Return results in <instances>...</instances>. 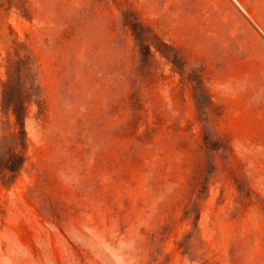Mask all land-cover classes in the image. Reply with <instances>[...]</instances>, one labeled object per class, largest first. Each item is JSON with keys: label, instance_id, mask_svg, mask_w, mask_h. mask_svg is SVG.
Wrapping results in <instances>:
<instances>
[{"label": "rangeland", "instance_id": "rangeland-1", "mask_svg": "<svg viewBox=\"0 0 264 264\" xmlns=\"http://www.w3.org/2000/svg\"><path fill=\"white\" fill-rule=\"evenodd\" d=\"M0 264H264V0H0Z\"/></svg>", "mask_w": 264, "mask_h": 264}]
</instances>
